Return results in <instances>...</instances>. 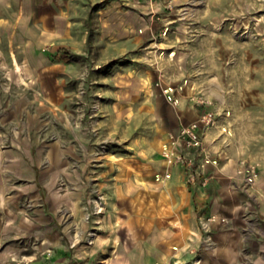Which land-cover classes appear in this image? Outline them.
<instances>
[{
    "label": "rangeland",
    "instance_id": "374dc122",
    "mask_svg": "<svg viewBox=\"0 0 264 264\" xmlns=\"http://www.w3.org/2000/svg\"><path fill=\"white\" fill-rule=\"evenodd\" d=\"M84 2L65 18L61 0H0V186L13 199L8 246L22 249L7 263L254 264L227 218L204 230L200 217L204 237L190 246L164 190L134 188L126 171L166 131L178 135L180 106L162 91L187 79L191 102L231 94L216 102L241 119L234 147L251 139L263 165L264 0Z\"/></svg>",
    "mask_w": 264,
    "mask_h": 264
},
{
    "label": "crops",
    "instance_id": "0c3cea01",
    "mask_svg": "<svg viewBox=\"0 0 264 264\" xmlns=\"http://www.w3.org/2000/svg\"><path fill=\"white\" fill-rule=\"evenodd\" d=\"M67 10L61 9V14L65 18H68L70 14L77 13V9L81 7V2L83 6L85 5L84 0H61ZM4 7L7 5L11 6L12 0H3ZM150 3L146 11L150 12ZM40 5V4H39ZM141 6V4H140ZM143 7H147L145 4ZM109 7V6H108ZM108 7L106 10H109ZM141 10V9H140ZM1 14V13H0ZM20 14H23V9L21 8ZM142 14V11L139 13ZM68 28H72L76 22H70L67 19ZM6 26L8 21L5 19L1 22ZM72 24V27L70 26ZM65 29H67L65 27ZM217 76H215L216 78ZM180 86V85H179ZM174 88V92L170 93L169 96L177 97L180 99L179 110L181 115L179 116V122L181 120L180 127L176 130L179 132L181 128L188 125L199 117V115L204 110H210L207 107H202L197 105L195 102L190 101L191 92H193L190 86H187L184 91H179L178 86H172L171 82L167 81L164 89L162 91L163 97L169 101V104L174 106L166 96L165 91L168 88ZM214 102V106L211 110L218 111L221 115L225 110H230L229 103L225 101L216 102L219 99H228L231 97L230 93H225L223 95L219 91H213L212 95L209 96ZM176 106V105H175ZM233 108V107H232ZM235 108V107H234ZM241 119L237 117H231L225 119L224 117H219V125L221 123L229 122L232 132H234L233 138L232 134H223L220 130V126L217 127H205L200 130L203 136V147L201 149L187 150L182 145L179 150H184L190 156L194 158V167L197 169L198 177L196 183L189 182V176L187 168L183 165L169 166L164 162L160 155L162 144L167 143L170 140L172 133L174 131H166V135L161 138H157L155 143V149L152 151L151 146H148L147 151H142V153L136 152L135 160L139 164L132 166L133 171H126L131 178L130 182L134 185V188H148L151 190L163 189L165 198L172 205V210L179 211L181 213V221L184 223L186 220L189 225L190 233L187 234V238L192 239L190 246H196L197 248L201 244V238L204 237L203 225L202 228L199 225V218L201 217L202 224H207V229H218L223 228L228 221H231L235 228L242 229L246 232V238L250 240L246 241V247L244 251L249 254L256 255L254 258V264H264V161L263 165L260 167V177L254 187L248 190L246 193L244 191L242 182L237 175V170L240 165V160L242 154L248 157L252 156L251 148L253 147V141L248 140V145L245 149L235 148V141L237 138V126L240 125ZM236 127V128H235ZM235 130V131H234ZM231 137V138H230ZM233 145H229V143ZM158 151V157L161 166H155V160L153 155ZM243 155V156H244ZM210 157L213 160H217V164L208 163L205 164L204 159ZM156 158V157H155ZM148 161L146 163L145 161ZM143 161V162H141ZM254 161V160H251ZM142 163V164H141ZM7 166L3 168L0 167V172L7 173ZM9 171V170H8ZM171 173V178L163 182H156L155 175L158 173ZM35 180L39 183L40 173L38 170L35 171ZM129 180V178H125ZM207 179L208 182L205 184L204 180ZM123 185H128V183H123ZM123 185L121 188L124 189ZM40 186V185H39ZM13 201L12 198L7 197V186H0V212H5L3 216L0 214V264H8L7 261L10 260L14 253H21V248H12L8 246L7 240L11 238V233H9L7 226V205H10L8 201ZM216 218L215 221H210L209 219ZM229 217V218H228ZM221 218H227L226 222H221ZM2 221L5 224H2ZM229 223V222H228ZM5 228V229H4ZM204 229V230H207ZM188 230V229H187ZM9 234V236H8ZM19 237V235L17 236ZM203 242V241H202ZM189 243V241H188ZM195 249H189L188 253L193 254Z\"/></svg>",
    "mask_w": 264,
    "mask_h": 264
},
{
    "label": "built area",
    "instance_id": "2783aa9c",
    "mask_svg": "<svg viewBox=\"0 0 264 264\" xmlns=\"http://www.w3.org/2000/svg\"><path fill=\"white\" fill-rule=\"evenodd\" d=\"M169 28L166 29V34L168 32ZM189 80H185L184 84L178 87L179 91H184V89L188 86ZM165 91L166 97L173 102L175 105L180 104V99L177 97H171L169 96L170 93L174 92V88L170 87ZM170 92V93H169ZM196 104L202 107H207L210 110H204L197 120L194 122L185 125L181 128L178 135H171L170 140L163 145V154L165 156L166 162L169 166H175V165H183L187 168L188 176H189V182L190 183H196L198 172L197 169L194 167V158L190 156L188 153H186L184 150L180 151L179 147L184 146L187 150H195V149H201L203 147V136L200 133V130L205 127H217L220 126V130L223 134H232V129L229 124V122L221 123L219 125V117H224L225 119L231 118V111L225 110L222 115L215 110H211V107L214 106V102L212 98H210L208 95H200L196 98ZM205 164L208 163H214L217 164V160H213L210 157H207L204 159ZM238 177L242 180L244 187L247 190H250L251 187H253L259 177H260V165L257 162L249 161L248 159H242L240 160V165L237 170ZM158 180H164L171 178V173H167L165 176L158 175ZM208 182L207 179L204 180V183L206 184ZM216 218L209 219L210 221H215ZM221 222H226L225 218L220 219ZM203 227L205 229L208 228L207 224H203Z\"/></svg>",
    "mask_w": 264,
    "mask_h": 264
},
{
    "label": "bare ground",
    "instance_id": "6f19581e",
    "mask_svg": "<svg viewBox=\"0 0 264 264\" xmlns=\"http://www.w3.org/2000/svg\"><path fill=\"white\" fill-rule=\"evenodd\" d=\"M18 68H19V70L21 71V66H20V65L18 66ZM163 145H164V144H163Z\"/></svg>",
    "mask_w": 264,
    "mask_h": 264
}]
</instances>
